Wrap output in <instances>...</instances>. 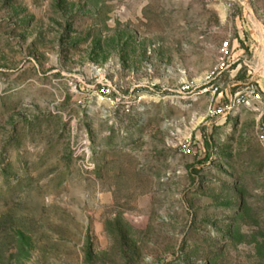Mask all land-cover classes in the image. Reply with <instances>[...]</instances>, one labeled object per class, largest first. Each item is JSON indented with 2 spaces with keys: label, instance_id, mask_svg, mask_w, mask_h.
<instances>
[{
  "label": "rangeland",
  "instance_id": "374dc122",
  "mask_svg": "<svg viewBox=\"0 0 264 264\" xmlns=\"http://www.w3.org/2000/svg\"><path fill=\"white\" fill-rule=\"evenodd\" d=\"M261 127L264 0H0V264H264Z\"/></svg>",
  "mask_w": 264,
  "mask_h": 264
},
{
  "label": "built area",
  "instance_id": "2783aa9c",
  "mask_svg": "<svg viewBox=\"0 0 264 264\" xmlns=\"http://www.w3.org/2000/svg\"><path fill=\"white\" fill-rule=\"evenodd\" d=\"M229 47V42H225L223 44V48L224 50L227 51V48ZM228 52V51H227ZM226 52V53H227ZM236 62V61H234ZM229 66H226L225 62L221 64V69H225L228 68ZM192 85H185L182 89L183 91H188L192 88ZM248 91L246 93L243 92H237L236 94H234V96H232L229 99V103L228 105H226L225 107H214L213 105L210 107V113L212 115H222L224 117H226V119H228L229 116H233L235 113H237V111L240 110V108L244 107V106H250L252 104L255 103H261L263 100V95L262 93L258 90L257 87H255L254 85L250 86L247 88ZM219 91V87H215L213 90V93H217ZM259 137L260 140L263 142L264 144V127L260 128L259 131Z\"/></svg>",
  "mask_w": 264,
  "mask_h": 264
},
{
  "label": "crops",
  "instance_id": "0c3cea01",
  "mask_svg": "<svg viewBox=\"0 0 264 264\" xmlns=\"http://www.w3.org/2000/svg\"><path fill=\"white\" fill-rule=\"evenodd\" d=\"M239 68V67H238ZM234 72H236V74L239 72V69H236Z\"/></svg>",
  "mask_w": 264,
  "mask_h": 264
}]
</instances>
